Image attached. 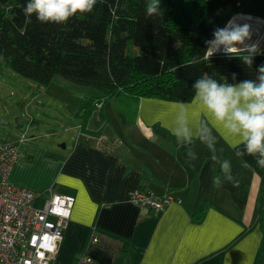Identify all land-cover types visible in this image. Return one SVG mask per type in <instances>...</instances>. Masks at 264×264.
Returning <instances> with one entry per match:
<instances>
[{
    "label": "crops",
    "instance_id": "0c3cea01",
    "mask_svg": "<svg viewBox=\"0 0 264 264\" xmlns=\"http://www.w3.org/2000/svg\"><path fill=\"white\" fill-rule=\"evenodd\" d=\"M260 2L264 5V0ZM207 62L212 67L211 77L218 82L234 84L251 79L259 83L258 66L264 65V53L254 55L251 68L225 53L214 54ZM43 89L36 91L35 85L39 95ZM97 95L90 90L80 109L74 111L79 124L67 127H73L69 131L70 143L65 141L50 148L35 144L33 138L19 140L0 126V145L14 143L19 151L9 173L11 183L38 194V206L49 189L74 197L53 264H100L93 259L81 262L94 248L113 256V264H264L260 215L264 168L257 165L253 156L236 155L233 145L240 150L244 147L238 143L239 137L215 121L194 102V97L189 102L146 97L128 102L123 97L125 124L128 112L133 127L121 137L116 129L109 132L102 113L106 100L115 104L120 96L96 99ZM100 101L102 106L95 107ZM180 105L187 107L186 119L194 134L190 151L199 153L207 147L197 139L201 127L207 125L217 138L215 165L219 171L220 162L225 159L241 170L248 183L241 192L245 198L242 209L227 191L213 183L204 212L198 218L193 216L197 175L181 160L177 148L154 131L159 128L174 136L171 128L177 126ZM137 188L155 194L172 192L181 202L172 203L161 212L138 207L128 199ZM94 235L98 243L88 248Z\"/></svg>",
    "mask_w": 264,
    "mask_h": 264
},
{
    "label": "trees",
    "instance_id": "16d2710c",
    "mask_svg": "<svg viewBox=\"0 0 264 264\" xmlns=\"http://www.w3.org/2000/svg\"><path fill=\"white\" fill-rule=\"evenodd\" d=\"M25 3L0 0V58L12 71L33 81L36 91L59 75L90 87L98 93L96 99L120 96L128 102L142 97L191 101L195 79L212 75V67L203 59L205 41L213 39L225 14L231 8L239 10L241 4L238 0H163V15L148 17L146 0H104L92 12L77 13L65 23H42L35 14L25 16ZM118 114L125 123L123 113ZM154 131L177 148L181 160L197 175L192 213L200 217L214 177L223 179L213 152L206 147L191 160L190 145H180L163 129ZM232 173L235 183L225 180L217 187L242 209L241 192L248 183L238 167H232ZM260 215L264 227V199Z\"/></svg>",
    "mask_w": 264,
    "mask_h": 264
},
{
    "label": "clouds",
    "instance_id": "9594fccd",
    "mask_svg": "<svg viewBox=\"0 0 264 264\" xmlns=\"http://www.w3.org/2000/svg\"><path fill=\"white\" fill-rule=\"evenodd\" d=\"M104 3V0H26L23 13L26 17L35 14L36 19L42 23H65L77 13L84 14L93 11L96 5ZM163 0H146V15L158 17L163 15ZM239 15V14H238ZM253 35L252 25L240 22L235 17L230 18L223 28L217 27L213 31V39L205 41L207 47L203 59L209 60L217 51L223 50L225 54L238 57L251 68L253 57L264 53L258 43L246 44ZM239 45V47L237 46ZM246 52L247 54H243ZM258 80H244L239 83H221L209 75H202L192 84L194 102L203 106L207 113L233 136H238V143L243 144V150L237 145L236 155L253 156L259 167L264 168V65L258 66ZM235 80V75H233ZM185 105H180V115L177 118V126L171 128L177 143L182 146L191 145L193 131L188 126ZM197 139L207 145L213 152V160H216L215 144L216 136L212 129L203 125L199 130ZM191 160L197 159L192 152H187ZM221 176L214 177L216 186L223 182H236L232 173V164L225 159L220 162Z\"/></svg>",
    "mask_w": 264,
    "mask_h": 264
},
{
    "label": "built area",
    "instance_id": "2783aa9c",
    "mask_svg": "<svg viewBox=\"0 0 264 264\" xmlns=\"http://www.w3.org/2000/svg\"><path fill=\"white\" fill-rule=\"evenodd\" d=\"M261 39L260 48L264 50V36ZM217 52L225 53L223 48ZM101 106L102 101L95 103V107ZM18 156V147L14 143L0 145V264H53L74 197L53 193L49 189L38 206V194L9 180ZM128 199L133 205L154 212L181 202L172 192L155 194L140 188L132 190ZM97 243V236H92L88 248ZM91 261L89 255L81 259V262Z\"/></svg>",
    "mask_w": 264,
    "mask_h": 264
},
{
    "label": "rangeland",
    "instance_id": "374dc122",
    "mask_svg": "<svg viewBox=\"0 0 264 264\" xmlns=\"http://www.w3.org/2000/svg\"><path fill=\"white\" fill-rule=\"evenodd\" d=\"M238 1L243 11L231 8L221 20L219 28H223L236 13L250 11L264 16V5L260 1ZM90 90V87L56 75L39 95L35 92L33 81L12 71L0 58V119L7 124L1 127L7 129L19 140L33 138L35 144L49 145L50 148L65 141L70 143L69 131L73 127L69 129L67 127L79 124V120L73 113L82 105L83 97ZM122 98L120 97L119 102L115 104L111 100H106L102 111L108 121L109 132L116 129L121 137L126 135L128 128L133 127L128 112L127 125L118 117V112H121L126 121L124 98ZM16 119H19L22 124L19 128H16ZM105 129L108 130L107 127Z\"/></svg>",
    "mask_w": 264,
    "mask_h": 264
},
{
    "label": "water",
    "instance_id": "95a60500",
    "mask_svg": "<svg viewBox=\"0 0 264 264\" xmlns=\"http://www.w3.org/2000/svg\"><path fill=\"white\" fill-rule=\"evenodd\" d=\"M261 37L260 39L252 36L251 40H246L245 43L246 44H253V43H258L259 46H261ZM218 54L220 52H217ZM246 53V52H243ZM16 128H19L22 126L21 122L19 121V119H16ZM7 125L2 119H0V126H5ZM61 147L63 148L64 145L62 144ZM90 257L94 260L99 262L100 264H113L114 263V257L113 256H108L106 252H104L103 250L99 249V248H94L91 250L90 252Z\"/></svg>",
    "mask_w": 264,
    "mask_h": 264
},
{
    "label": "bare ground",
    "instance_id": "6f19581e",
    "mask_svg": "<svg viewBox=\"0 0 264 264\" xmlns=\"http://www.w3.org/2000/svg\"><path fill=\"white\" fill-rule=\"evenodd\" d=\"M239 14V15H238ZM236 18L240 22L250 23L252 25L253 35L254 37L260 39L264 36V18L260 16H254L249 13H236L232 16V18ZM214 38V37H213ZM239 47V45H237ZM223 46H221V49Z\"/></svg>",
    "mask_w": 264,
    "mask_h": 264
}]
</instances>
